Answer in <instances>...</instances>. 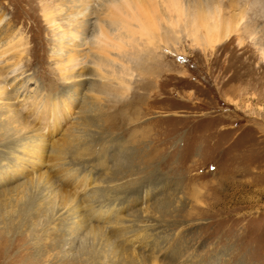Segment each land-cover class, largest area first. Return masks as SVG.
Returning a JSON list of instances; mask_svg holds the SVG:
<instances>
[{
  "label": "rangeland",
  "instance_id": "obj_1",
  "mask_svg": "<svg viewBox=\"0 0 264 264\" xmlns=\"http://www.w3.org/2000/svg\"><path fill=\"white\" fill-rule=\"evenodd\" d=\"M178 1L173 26L154 1L155 41L168 46L126 40L98 70L87 43L96 22L115 29L104 5L69 21L78 0H0V40L26 38L29 80L12 85L9 56L0 264H264V0ZM48 3L81 39L62 55ZM212 17L221 25L207 42L193 31Z\"/></svg>",
  "mask_w": 264,
  "mask_h": 264
},
{
  "label": "bare ground",
  "instance_id": "obj_2",
  "mask_svg": "<svg viewBox=\"0 0 264 264\" xmlns=\"http://www.w3.org/2000/svg\"><path fill=\"white\" fill-rule=\"evenodd\" d=\"M78 1L80 2L78 4L79 6L78 8L77 6L75 7L80 10L77 11V13L75 14H72V15L68 14L69 21L79 20V18H85L86 16L91 14L90 13L91 5L98 6L100 5L99 3H101V5H104V7L107 8V9L105 8L106 10H109V11H106L107 13L109 12V17L114 18V19H110V22L112 23L114 22L115 24V29L113 32H110V30L107 31L106 30L107 26L105 24H102L100 21H98L96 22L93 34L87 43L92 48H94L92 50L96 51L95 53L92 54L95 59L91 62V65L94 66V68L98 70L102 69L101 54L104 53L106 49L109 47L110 49H116L118 51H121L124 48L123 46L127 45L126 40L131 41L134 38L147 37L148 39L151 40L153 44V48H152L153 53H155L157 50L161 51V44L166 45V46L169 45L168 44L169 41L163 40L164 38L159 39V43L157 40L155 41V35H156L157 30L159 29V24L164 19L163 16L160 15V10L158 9V5L154 2L155 0H104V1L103 0H78ZM161 4L165 10V14H166L165 17H166L167 23L172 26L174 24L180 23L182 19L181 10L183 11V8L180 6L179 1L178 0H162ZM47 5H49V3L41 6L42 13H43L42 15L46 23L48 24L51 32L55 36H58V39H57L58 46L56 47L55 50L54 48L52 49V54L56 53L58 55H62L63 53L62 49L64 48L66 43H68L69 46H72L76 42L81 43V39H80V36H77L75 32L73 33L72 36L66 37L65 30L62 28L63 25L60 24L57 17L55 18V16H58V14L56 13V11L55 12L52 11V8L49 9ZM56 10L60 12L63 11V9H56ZM212 20H213V26L210 25L208 18H204L203 21L201 22L202 24L201 27L195 26L197 29L200 28V30L193 31L195 34L202 33L203 36L207 38V42L211 41L214 33H217L218 31L217 29L221 25V20L218 17L216 18L212 17ZM4 21H5L4 14L0 13V30H1V27L3 26ZM68 24L71 26L70 23ZM67 31L72 33V31L70 30H67ZM0 44H1L0 45V70L5 68V64L7 63V58L9 56L13 55V57H17V62H15L14 64L12 63L13 64L12 69L10 70L9 74L11 76L12 85L15 84V82H17L18 80H20L21 82L20 88L22 87L24 88L26 83L29 82V80H25L24 78H22L25 74V71L22 67V61L24 58L23 57L24 54L27 53L26 38L22 35L20 36L14 35V36L8 37L7 40H4V39L0 40ZM94 54L97 55V57H95ZM73 59L71 58L70 60L72 61ZM76 66L75 65L71 66L66 71L61 70L60 75H62V73H64V75H68L65 77L61 76L63 81H66V80L68 81V83L66 84H69L70 78L68 77H70V74L72 75L73 68ZM46 104H47L46 105L47 107H50L52 109V114L54 115L53 111L57 108V102L53 99L51 101H48ZM53 118L56 119L55 117Z\"/></svg>",
  "mask_w": 264,
  "mask_h": 264
}]
</instances>
